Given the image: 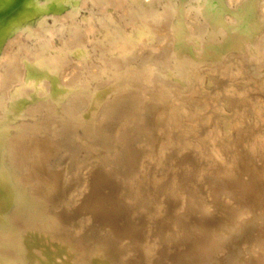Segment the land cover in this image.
Returning <instances> with one entry per match:
<instances>
[{"label": "bare ground", "instance_id": "obj_1", "mask_svg": "<svg viewBox=\"0 0 264 264\" xmlns=\"http://www.w3.org/2000/svg\"><path fill=\"white\" fill-rule=\"evenodd\" d=\"M159 3L165 4L161 11L153 8ZM113 33L114 42L102 39ZM107 72L108 83H99ZM228 113L238 114L235 122ZM44 120L53 124H40ZM45 137L53 143L52 163L58 161L48 176L54 173L63 186V210L74 217L84 205L86 210L101 175L118 194L125 192L141 232L127 234L124 244L112 232L120 247L115 264H130L135 256L143 260L144 249L152 252L149 263L160 264L167 248L175 264H202L212 256L216 261L210 264H264V0H0V184L17 190L0 218V264H24L23 242L27 249L36 244L15 236L32 234L41 219L35 202L49 194L39 203L33 199L40 191L29 178L31 156L24 153ZM116 166L121 172L137 167L141 182H150L142 201L129 203L131 178L122 183L123 174L110 173ZM121 204L115 210L126 209ZM158 216L163 219L155 221ZM102 221L100 229L109 230ZM40 225L37 238L43 242L50 233ZM67 236L76 244L84 240Z\"/></svg>", "mask_w": 264, "mask_h": 264}, {"label": "rangeland", "instance_id": "obj_2", "mask_svg": "<svg viewBox=\"0 0 264 264\" xmlns=\"http://www.w3.org/2000/svg\"><path fill=\"white\" fill-rule=\"evenodd\" d=\"M152 4H154L153 2H152ZM160 4V3H159ZM161 6H159V8L158 7H156V6H154L153 8H155V9H157V10H159V11H161L162 9H163V7H164V3H161L160 4ZM155 9H152L153 11L155 10ZM158 11V12H159ZM82 14L83 15H88V10H83L82 11ZM194 22H196V20H194ZM114 36H116V34H111V35H109V36H107V37H105L104 35H103V37H102V39H106V41H107V43L109 44V43H111V42H114V39H111V38H113ZM149 36V37H148ZM147 37H146V39L148 40L149 39V44H151L152 43V40H153V38H150V37H152L151 35H148ZM109 38V39H108ZM114 54H116L117 55V52L116 53H114ZM108 55L109 56H112V54H110V53H108ZM96 60V61H95ZM93 61L95 62V63H97V64H99V60H97V59H93ZM97 69H95V72H97L96 71ZM105 75V76H104ZM104 75H102L101 77H100V80L101 81H99V83H102V84H107L108 83V81L110 80V78L112 77V75L110 74V73H106V74H104ZM108 76V77H107ZM107 78H109L108 80H107ZM103 79H104V81H103ZM104 83H103V82ZM221 98H223V97H221ZM238 98H240V97H238ZM237 110V109H236ZM238 111V110H237ZM228 116H230V118H229V122H235V120H236V118H237V116H238V114L237 113H235L234 115L236 116H232L231 114H227ZM249 115H251L250 113H249ZM40 124H42V125H51V124H53L52 122H48V121H41L40 122ZM55 127V126H54ZM40 140V141H39ZM49 140V141H48ZM40 142V143H39ZM41 142L42 143H44V145L47 147V148H49V149H45V147H44V145L43 144H41ZM50 142V143H49ZM39 143V144H38ZM36 144V145H35ZM50 146H49V145ZM37 145H41V146H37ZM30 146H32L31 147V149H30ZM0 147H2V145L0 146ZM29 147V148H28ZM39 147V148H38ZM41 147H44V151L46 152H44L42 149L43 148H41ZM50 147H53V143L51 142V140L50 139H46V137L45 138H42V139H38L37 140V143L35 142V143H33V145H28L27 146V148L25 149V151L27 150V152H24L25 153V155L28 157V158H30V156H31V158H30V163H31V172H30V175H31V173H32V175H33V177H32V175L31 176H29V178H31L30 180H32L31 182L33 183L32 185H37V186H34V188H37V190L38 191H40V196L38 195V191L36 190V189H32L31 188V192H32V195H34L35 193H36V191L38 192V193H36V195H38V196H33L34 198V200H36V201H38V203H39V199L41 198V199H43V197H45L44 196V194H46L47 195V192H48V190H49V194L44 198V199H47L46 200V202H44V199L42 200L44 203H42V201H40V203L39 204H37V202H35L34 200V202L36 203L35 205V207H33V209H36V210H34V211H36V213L38 214V216L40 215V220H39V222L36 224V225H34L33 226V228H32V234H30V235H28V237H26L25 236V233H23V232H19L18 234H16V236L15 237H18L19 239H22L23 238V240L26 238L27 240H29V241H36V244H33V245H31V246H29V249H27L26 248V246H25V244H24V242H23V244H22V250H21V248H20V250L21 251H19V254L22 256V259L24 260V261H26L24 264H32V261H33V264L35 263V264H40L41 262V264H88L89 262H90V259H92L91 260V262L89 263V264H104V263H107V262H109L110 264H115L116 262H115V255L116 254H114V253H117V249L118 250H120V247L118 246V244L119 243H117V244H115V242H117L116 240L117 239H114V238H117V236H118V239H120L121 240V244H124L125 242H128L127 241V238H128V235H129V237L131 236V234H132V236H138L137 235V231H138V229H139V231L141 230V228L138 226V224H137V218L135 217V214H133L132 213V210H131V208L129 207V205H128V203H127V201H126V199H125V192H124V194H123V192L121 193L120 192V194H118L119 192H117V191H119V189H118V187L116 188V189H118V190H115L114 189V186H113V183L111 184L110 182V180L109 179H107V178H109V177H107V176H105V175H101L100 177H101V180H100V177H99V179L97 180V183H98V186L96 187V192L97 193H99V194H97L95 191V193H96V195H99V196H97L96 197V195H95V199H93L94 198V194L95 193H93V197H90L91 199H93L94 201L93 202H95L96 201V204H93L92 203V205H90L91 203L90 202H92V200L91 199H89L86 203H88L87 205L88 206H86L87 208H86V210H88L89 208H91V210L94 208V207H96V208H94V210H92V211H94V213H91L92 211H90L89 213H87L88 211H86L85 210V205H84V212H83V208L81 209H79L78 211H79V214H78V212H77V217H76V215H75V217H74V215L73 214H71L69 211H65V210H63V194H64V192L62 191L63 190V186L62 185H60V183H59V181H57V180H55L56 178L53 176L54 175V173L52 174V175H49L48 176V174H51V173H49V172H53L52 171V166H57L58 165V161H56V162H53L52 163V156H53V154H52V152L51 151H49V150H51L50 149ZM34 149V151L37 153H34V151H31V150H33ZM36 148H38V149H36ZM36 149V150H35ZM29 150V151H28ZM38 150V151H37ZM2 151V150H1ZM40 151V152H39ZM41 151H43L42 153H41ZM48 151V152H47ZM52 151H54V150H52ZM31 154H30V153ZM33 152V153H32ZM38 152L42 155L43 153L45 154V158H43L41 155H39L38 154ZM49 152H51V153H49ZM47 153H49L48 155H47ZM28 154V155H27ZM33 154V155H32ZM51 154V155H50ZM35 155H36V157H35ZM38 155H39V157L41 158V159H39V157H38ZM49 157V156H51V157H47V156ZM48 159H47V158ZM43 158V159H42ZM3 157H0V163H2L3 162ZM34 159L35 160H37V161H39L40 162V164H42V162H44V160H45V162H46V159H47V162H46V164L45 163H43L41 166H39L38 164H36V165H38V166H36V165H34V163L35 162H37V161H34ZM42 161V162H41ZM49 161V162H48ZM34 162V163H33ZM45 164V165H44ZM52 164V165H51ZM33 166V167H32ZM42 166L44 167V169L42 168ZM35 167V168H34ZM38 168V170H40L39 172H35V171H37L36 169ZM39 167H41L44 171L46 170L48 173H47V175H45L46 174V172H43V170L41 169V168H39ZM118 166H116V167H111V168H109V170H110V173L112 174V175H117V172H118V174H119V172L121 173V174H123V180L124 181H122V183L123 182H125V178L128 176V177H130L131 178V182L129 181L127 184H126V188H128V191H127V196H128V200H129V203H138V199H139V202L140 201H142L143 200V197L144 196H147V191H149V189L150 188H152V186H151V184L150 185H147V183L149 182V181H146V182H141V180H142V176H137L136 175V172H137V167L135 168L134 167V170L131 168H129V167H124L125 169H123V171L121 172V171H118ZM35 169V170H34ZM34 170V171H33ZM50 170V171H49ZM42 171V172H41ZM128 171H130V173L129 174H127L126 172H128ZM34 172V173H33ZM42 174H41V173ZM37 173V174H36ZM41 175H40V174ZM45 173V174H44ZM34 174L36 175V177L38 178V177H40V178H36V177H34ZM39 174V176H37ZM44 174V175H43ZM136 175V176H135ZM46 178V180L43 178ZM50 176H53L54 178H52V177H50ZM126 176V177H125ZM43 179H42V178ZM102 177H107V178H104V181L102 182ZM36 178V179H35ZM34 179V180H33ZM42 180V181H38V180ZM48 179V180H47ZM51 179V180H50ZM35 180H36V182H35ZM53 180H54V182H58L57 184H55L54 185V183H52L53 182ZM108 180H109V182H108ZM45 181V184L43 183ZM46 181L48 182H51V184H53L52 186L53 187H44V186H42L41 184H39L40 182H42V184H44V185H51V184H49V183H46ZM101 182H102V184H101ZM35 183V184H34ZM96 183V184H97ZM110 185L111 184V186H108V184ZM150 183V182H149ZM39 184V185H38ZM60 186H59V185ZM103 184L105 185V186H103ZM57 185V186H56ZM100 185V186H99ZM125 185V184H124ZM0 201L2 200V202H0V218H2L6 213H7V211H9L10 209H11V207H12V205L14 204V202H15V200H16V195H17V190L14 188V187H11L8 183H2V184H0ZM40 186V187H39ZM55 186V187H54ZM60 187H61V189H60ZM98 187H101V190H99L98 189ZM107 187H111L109 190H107ZM47 188V189H46ZM51 188H52V190H51ZM53 188H54V190H53ZM57 188H58V190H57ZM104 188V189H103ZM120 188V187H119ZM140 188V189H139ZM1 190H3V191H1ZM34 190V191H33ZM47 190V191H46ZM104 190V191H103ZM112 190V191H111ZM115 192H114V191ZM50 191H53V192H50ZM56 191H58V193L56 192ZM61 191H62V193H61ZM102 192L103 194H101L100 192ZM136 191H140V193L138 194V193H135ZM33 192H35V193H33ZM54 192H56V193H54ZM104 192H107V193H109V197H108V195H107V197H105V194H107V193H105L104 194ZM114 194H113V193ZM117 192V193H116ZM44 193V194H43ZM61 193V194H60ZM111 193V194H110ZM8 194V195H7ZM59 196H58V195ZM116 194H118V195H116ZM122 194V195H121ZM5 195V196H4ZM53 195V196H52ZM104 195V196H103ZM116 196V197H112V199L110 198L111 196ZM120 195V196H119ZM42 196V197H41ZM49 196H51L52 197V199H51V197H49ZM57 196V197H56ZM133 196V197H132ZM9 197V198H8ZM36 197V198H35ZM38 197V198H37ZM56 197V198H55ZM102 197V198H101ZM134 197H136L135 199H134ZM50 200H52V201H50ZM100 200V198H101V200L102 199H107V202H104V200H102V203H104V205L101 203V200L99 201L98 199ZM116 198V201H118V198L120 199L116 204H117V206H119L121 203H123V202H125V204L123 203V205L121 204V207H123V206H125V208L126 209H124V207L122 208L123 209V211H124V213L123 214H128L129 213V216H130V218H129V216L128 215H126V217L124 216H122L123 214L122 213H120V215H119V212H123L122 211V209H120V210H115V208H118L117 206H116V204H115V206H114V203L111 201V200H114ZM122 198H124L125 199V201L123 200V202H120L121 200H122ZM55 199V200H54ZM57 199V200H56ZM60 199V201H58ZM109 199H110V201H109ZM91 200V201H90ZM57 201V202H56ZM49 202V204H47ZM56 202V204H54ZM97 202H99V203H101L102 204V210H101V207L98 209V207L99 206H101V204L100 205H98L99 203H97ZM110 202V203H109ZM42 203V205H43V207H41L42 205H40ZM51 203H53L52 205H51ZM105 203H109L108 204V207H109V205H112V207H113V209L115 210V213L117 214L118 213V217L119 216H121V217H119L120 219L121 218H123V219H125V221L123 220V219H121L122 221H124V222H122V221H120V219H118V217H116L114 214L115 213H113L114 212V210L112 209V208H110L109 207V209H107V208H105V207H107V206H105ZM112 203V204H111ZM120 203V204H119ZM3 204H4V206H3ZM44 204L46 205V207H44ZM119 204V205H118ZM40 205V206H39ZM60 205V206H59ZM62 205V206H61ZM93 205H95V206H93ZM2 206V207H1ZM39 208H38V207ZM52 206V207H51ZM55 206H57L56 208H55ZM89 206H91V207H89ZM105 206V207H104ZM128 206V207H127ZM59 207V208H58ZM115 207V208H114ZM120 207V206H119ZM44 208V209H43ZM107 209V210H109V211H107V210H105V209ZM56 210L57 212H55L54 210ZM57 209H59V210H57ZM62 209V210H61ZM97 209H98V211H97ZM104 209V210H103ZM41 211V213H40V211ZM54 212V213H52V211ZM80 210H82V213L84 214H82L81 213V211ZM90 210V209H89ZM99 212V214L96 212ZM113 210V211H112ZM128 210V211H127ZM3 211V212H2ZM45 211V212H44ZM59 211V212H58ZM86 211V212H85ZM103 211H105V212H107L108 213V215H109V217H108V215H107V213H104L105 215H107V216H105L104 214H103ZM111 211V212H110ZM127 211V212H126ZM44 212V213H43ZM51 213L52 214V218H53V220L55 221V220H57L56 222H54V221H51L52 220V218H49V217H51V215L49 214L48 215V213ZM61 212H64L63 214H64V216H61L60 214H62ZM100 212H102L101 214H100ZM111 214H110V213ZM131 212V213H130ZM55 213H57L58 214V217L59 216H61V217H57V214H55ZM98 215H97V214ZM113 213V214H112ZM37 214H36V217H37ZM43 214H45V215H43ZM62 214V215H63ZM89 214V215H88ZM91 214H92V216H93V214H94V216L92 217L91 216ZM130 214H132V215H130ZM53 215H55V216H53ZM101 215H103L102 216V218H100L99 220L100 221H96L95 220V216H97L98 218H99V216L101 217ZM110 215H111V219H113V217H114V219L116 218V220H109L108 221V219L107 218H110ZM48 216V217H47ZM65 216H68V217H65ZM78 216H79V220L77 219L78 218ZM89 216H90V218H89ZM113 216V217H112ZM55 217H56V219H55ZM64 217V218H63ZM69 217H70V219H69ZM74 217V218H73ZM80 217H81V219H80ZM83 217H84V220H87L85 223H84V220H83ZM86 217H88L87 219H85ZM92 217V218H91ZM105 217V218H104ZM58 218V219H57ZM68 218V219H67ZM94 218V220H91V219H93ZM97 218V219H98ZM65 219V220H64ZM76 219V220H75ZM93 222H97V225H95V223L93 224L90 220ZM104 220V223H108V224H111L110 223V221L112 222V224L110 225V226H108V224L107 225H105V226H107V228H109V230L107 229V230H105V227H104V231H102L103 229H100V227L101 228H103V226H104V224H103V221L102 220ZM130 219H131V221H130ZM161 219H163V216H158V217H156V219H155V221H159V220H161ZM42 220H43V222H42ZM62 222H61V221ZM66 222L67 220H69V221H67L66 223H70V221H71V223L69 224V225H67V224H62V223H65L64 221ZM75 220V221H74ZM105 220H107V221H105ZM61 223H60V222ZM81 221H83V222H81ZM90 221V222H89ZM102 221V222H101ZM113 221H116L118 224H116V226H114L115 225V223H113ZM52 222H54L53 224H51ZM57 222H59L58 223V225L60 226H58L57 227V225H55V223L57 224ZM76 222H77V224H76ZM102 224H101V223ZM128 222V223H127ZM131 222V223H130ZM47 223H49V224H47ZM101 225H103V226H101ZM122 223H125V224H127L128 225V227H126L125 226V224H123L122 225ZM40 224H42V225H44L45 226V228H46V231H47V233H50L49 235H47L46 234V237H45V241H38V238H37V234H39V233H42V231H40V229L43 227V226H41ZM72 224H73V226H72ZM82 225L84 228H82V229H80V230H78L79 231V233L78 232H75V228L74 227H76V228H78L79 227V225ZM114 224V225H113ZM130 224V225H129ZM62 225V226H61ZM67 225V226H66ZM76 225V226H75ZM77 225H78V227H77ZM85 225V226H84ZM92 225V226H91ZM94 225V226H93ZM136 225V226H135ZM56 226V227H55ZM100 226V227H99ZM112 226V227H111ZM114 226V227H113ZM120 226V227H119ZM122 226H124V228H126L127 229V231H128V233H126V229H124ZM133 227V229L131 228V227ZM63 227V228H62ZM66 227H68V228H66V230L68 229H70V231H65V234L64 233H62L64 230L63 229H65ZM87 227H89V228H87ZM93 227V228H92ZM118 227L119 228H123V229H119L118 230ZM135 227V228H134ZM138 227V228H137ZM55 228H57L55 231H54V229ZM59 228H60V230H59ZM74 228V229H73ZM81 228V227H80ZM87 228V229H86ZM90 228H92V229H90ZM96 228V229H95ZM97 228H99V230L97 229ZM113 228V229H112ZM130 228V229H129ZM50 229V230H49ZM53 230V232H52V230ZM72 229V230H71ZM84 229L85 230H87V231H85V232H87V234L86 233H84ZM96 231H95V230ZM114 229H115V231H114ZM129 229V230H128ZM135 229H137V231L135 230ZM110 230H113V231H111V233H110V236H109V231ZM120 230H121V232H120ZM123 230H125V232L123 231ZM131 230V231H130ZM59 231H62V232H60V233H57V232H59ZM73 233H72V232ZM91 233H89V232ZM95 231V232H94ZM102 231V233H99V232H101ZM134 231H136V232H134ZM57 233V234H55V233ZM69 232H70V234H71V236H74V237H76V241L77 240H79V242L82 240V239H86V238H88V239H86L85 241L83 240V242L81 241L80 243H78V244H80V245H78V244H76V243H73V242H71V241H69V239L67 240V234H69ZM112 232H116L115 234H114V238L113 237H111L112 235H113V233ZM124 234H123V233ZM141 232V231H140ZM140 232L138 233V234H140ZM99 233V234H98ZM108 233V234H107ZM136 233V234H135ZM64 234V235H63ZM76 234V235H75ZM83 234H85V237H84V235L82 236ZM91 235V237L89 236V235ZM95 234H97L96 236L98 237V239H97V237L95 236ZM102 234H105V235H102ZM112 234V235H111ZM119 234H120V238H119ZM128 234V235H127ZM135 234V235H134ZM61 237H60V236ZM77 235H79V236H77ZM94 235V236H93ZM109 236V238H108V236ZM143 235H145L144 233H143ZM67 236V237H66ZM70 236V235H69ZM89 236V237H88ZM102 236V237H101ZM104 236V237H103ZM25 237V238H24ZM96 237V238H95ZM111 237V238H110ZM124 237V238H123ZM127 237V238H126ZM82 238V239H81ZM92 238V239H91ZM95 238V239H94ZM108 238V239H107ZM122 238V239H121ZM89 239H91V240H95V241H90ZM103 241H102V240ZM105 239V240H104ZM110 239H112V240H110ZM88 240V241H87ZM113 241L114 243H108V241ZM69 241V242H68ZM98 241V242H97ZM101 241V242H100ZM119 241V240H118ZM137 241H138V239L137 240H135L134 241V244L136 245V247L138 248V244H136L137 243ZM57 242V243H56ZM60 242V243H59ZM78 242V241H77ZM85 242V243H84ZM87 242H91L90 244H88ZM136 242V243H135ZM66 243V244H65ZM87 243V244H86ZM98 243H100V244H98ZM101 243H103V244H101ZM105 243H107V245L108 244H110V246L112 245V248H110V246H107V247H109V249L107 248V247H105L104 246V244ZM60 246H59V245ZM64 244V245H63ZM115 244V245H114ZM58 245V246H57ZM56 246V247H55ZM61 246H63V247H61ZM66 247V249H65V247ZM69 246V247H68ZM71 246V247H70ZM79 248H78V247ZM117 246H118V248H117ZM121 247H122V245H120ZM52 247V248H51ZM54 247V248H53ZM101 247H102V249H101ZM115 247V248H114ZM50 248V249H49ZM69 248V249H68ZM57 249V250H56ZM61 249V250H60ZM69 251H68V250ZM111 249H112V252H111ZM182 250H183V248H181ZM34 250H35V254L37 255V257H36V255H34V254H32V252L34 253ZM48 250V251H47ZM59 250L61 251V252H59ZM65 250L67 251V253L65 252ZM100 250V251H99ZM143 250V249H142ZM159 250L160 249H158L157 250V253L159 252ZM53 251V252H52ZM95 251V252H94ZM37 252V253H36ZM43 252V253H42ZM99 254H98V253ZM103 252V253H102ZM31 255H30V254ZM50 253H51V255H50ZM57 253V255H55ZM69 253V254H68ZM118 253H119V251H118ZM144 257H143V260L141 259V257L140 256H138V257H136L135 256V258L133 257L132 258V260H131V263L130 264H144L145 262H146V264L147 263H149V259L151 258V256H152V252H150V251H145V249H144ZM59 254V255H58ZM64 254V255H63ZM68 254V255H67ZM98 254V255H97ZM39 255L40 256H42V257H39ZM63 255V256H62ZM66 255V256H65ZM97 255V257H95ZM169 255V256H168ZM58 256V257H57ZM93 256V257H92ZM172 253H170V251H169V249L167 248V253H166V255H165V257L162 259V261L160 262V264H175L174 262H176V260L175 259H173L172 258ZM66 258V259H62V258ZM46 258H47V260H46ZM56 258V259H55ZM68 258V259H67ZM212 258V259H211ZM206 257L205 259H204V262L202 263V264H210L209 262H212V260L213 261H216V259L214 260V258H213V256L212 257ZM33 259V260H32ZM52 259V260H51ZM96 259V260H95ZM173 259V260H172ZM46 260V261H45ZM21 261V260H20ZM34 261H36V262H34ZM114 261V262H113ZM178 261V260H177ZM48 262V263H47ZM50 262V263H49ZM60 262V263H59ZM180 262H181V260H180ZM180 262H177L178 264L180 263ZM149 264H151V260H150V263ZM153 264V263H152ZM154 264H156V263H154Z\"/></svg>", "mask_w": 264, "mask_h": 264}]
</instances>
